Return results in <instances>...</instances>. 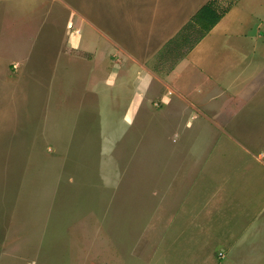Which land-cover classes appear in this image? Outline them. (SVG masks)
<instances>
[{
    "label": "rangeland",
    "instance_id": "obj_1",
    "mask_svg": "<svg viewBox=\"0 0 264 264\" xmlns=\"http://www.w3.org/2000/svg\"><path fill=\"white\" fill-rule=\"evenodd\" d=\"M77 13L0 0V264H264V122L96 89Z\"/></svg>",
    "mask_w": 264,
    "mask_h": 264
},
{
    "label": "crops",
    "instance_id": "obj_2",
    "mask_svg": "<svg viewBox=\"0 0 264 264\" xmlns=\"http://www.w3.org/2000/svg\"><path fill=\"white\" fill-rule=\"evenodd\" d=\"M209 1L78 0L66 44L78 54L86 80L96 89L109 81L118 99L155 96L160 109L177 105L189 111V123L208 128L261 126L264 0H234L193 43L185 27ZM228 1L215 0L216 11Z\"/></svg>",
    "mask_w": 264,
    "mask_h": 264
},
{
    "label": "trees",
    "instance_id": "obj_3",
    "mask_svg": "<svg viewBox=\"0 0 264 264\" xmlns=\"http://www.w3.org/2000/svg\"><path fill=\"white\" fill-rule=\"evenodd\" d=\"M214 1L211 0L203 8H201L186 25V29H191L192 34L195 36L193 43L200 40L211 28L228 12L233 6V3H229L226 7L220 11H216L214 7ZM234 2V1H233Z\"/></svg>",
    "mask_w": 264,
    "mask_h": 264
}]
</instances>
